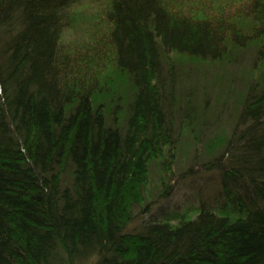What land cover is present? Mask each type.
<instances>
[{
    "label": "trees",
    "instance_id": "1",
    "mask_svg": "<svg viewBox=\"0 0 264 264\" xmlns=\"http://www.w3.org/2000/svg\"><path fill=\"white\" fill-rule=\"evenodd\" d=\"M188 137L210 190L144 217ZM88 259L264 264V0H0V264Z\"/></svg>",
    "mask_w": 264,
    "mask_h": 264
},
{
    "label": "rangeland",
    "instance_id": "2",
    "mask_svg": "<svg viewBox=\"0 0 264 264\" xmlns=\"http://www.w3.org/2000/svg\"><path fill=\"white\" fill-rule=\"evenodd\" d=\"M71 32L65 31L63 34L64 40L71 38ZM245 67H248L247 64L242 65L241 67H236L238 70H244ZM235 68V70H236ZM221 71V70H220ZM227 112H231V107L227 108ZM182 145L178 148L177 156L175 158V163L172 167L173 181L175 186L173 190H169L165 195L160 194L158 186L156 185L157 179V167L155 165L151 166V171L149 173V184L147 187V199L149 200V205L147 208L148 213L146 215L140 214L139 217H136L130 223L131 228H136L137 222H139L140 217H149L152 219H169L173 221L175 215H180L185 212L192 213L195 209L197 203V196L204 197V194L210 190V178L207 173L202 172L201 170H196L198 166L197 159L194 158V153L199 152L200 144L194 146L192 145L191 139L182 138ZM184 147V152H179L181 147ZM189 149V150H188ZM186 150V151H185ZM188 151V152H187ZM195 151V152H194ZM186 153L188 155L186 156ZM192 165V171L187 170L188 164ZM186 168V169H185ZM146 202V201H145ZM140 208H136L139 210ZM93 260H84L79 264H92Z\"/></svg>",
    "mask_w": 264,
    "mask_h": 264
}]
</instances>
